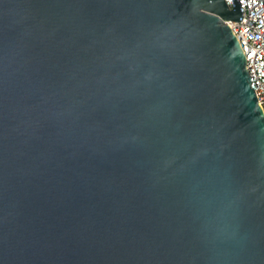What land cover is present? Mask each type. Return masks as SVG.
<instances>
[{
    "label": "water",
    "instance_id": "water-1",
    "mask_svg": "<svg viewBox=\"0 0 264 264\" xmlns=\"http://www.w3.org/2000/svg\"><path fill=\"white\" fill-rule=\"evenodd\" d=\"M240 18L224 0H0V264H264Z\"/></svg>",
    "mask_w": 264,
    "mask_h": 264
},
{
    "label": "built area",
    "instance_id": "built-area-1",
    "mask_svg": "<svg viewBox=\"0 0 264 264\" xmlns=\"http://www.w3.org/2000/svg\"><path fill=\"white\" fill-rule=\"evenodd\" d=\"M229 8L236 1L241 10L237 22L227 24L238 39L258 104L264 112V0H224Z\"/></svg>",
    "mask_w": 264,
    "mask_h": 264
}]
</instances>
